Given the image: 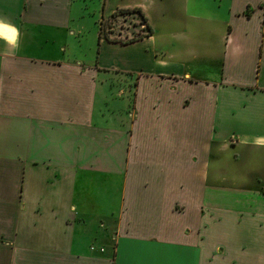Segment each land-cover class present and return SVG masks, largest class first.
I'll return each instance as SVG.
<instances>
[{
  "label": "crops",
  "instance_id": "0c3cea01",
  "mask_svg": "<svg viewBox=\"0 0 264 264\" xmlns=\"http://www.w3.org/2000/svg\"><path fill=\"white\" fill-rule=\"evenodd\" d=\"M76 1L0 0V264H264V0Z\"/></svg>",
  "mask_w": 264,
  "mask_h": 264
},
{
  "label": "rangeland",
  "instance_id": "374dc122",
  "mask_svg": "<svg viewBox=\"0 0 264 264\" xmlns=\"http://www.w3.org/2000/svg\"><path fill=\"white\" fill-rule=\"evenodd\" d=\"M77 0L75 2L76 6L75 7H80L82 5V7H89L91 9L98 7L99 9H101V5H100V1L99 0ZM127 0H113V3L116 2L115 4V8L118 9L116 11H114L113 14L111 15H104L102 17V20L99 21V26H100V33L102 34V36L108 40L111 41H130L133 39H137V38H141L144 35H146L148 32L146 31V21L144 16H142L140 10H127L124 8L123 4L126 2ZM203 6H206L208 8V12L213 10V0H200ZM146 2V1H145ZM152 4L153 1H150ZM81 3V5H79ZM145 5L147 6V4L145 3ZM134 8V7H133ZM146 8V7H144ZM86 13H90L89 10H85ZM134 12V13H131ZM140 12V13H139ZM178 12L180 14H178ZM182 14H184L181 10V7L179 6L176 10V12H174L172 14V18H178L179 20H181L183 22V19H180L179 16L181 15V17H183L184 19L186 18L185 16H183ZM212 14H216L215 12H212ZM153 16V15H150ZM154 17V16H153ZM76 20H79L78 17H75ZM100 17H95V16H84L81 18L82 22L85 24H89L88 28L86 30V35L89 37L88 40V46L93 45V41L92 38L94 37V32L92 33L91 29L95 22L99 20ZM77 25H79V22ZM185 23V21L183 22V24ZM91 25V26H90ZM86 26V25H85ZM94 31H96V28H93ZM181 33H176L177 37H179ZM194 34V33H193ZM211 37H210V42H214L216 41H220L221 37L223 36V40H225L226 37V28L224 26L220 27V31H216L215 33H211ZM186 35L190 38L191 36V32H186ZM194 39H196V36L194 34L193 36ZM214 40V41H213ZM224 43V41H223ZM223 43L221 44L220 42H218V45H220L219 50H222L223 47ZM93 53L92 51L89 52V56H91ZM230 156V160H231V155ZM242 166V165H241ZM240 166V167H241ZM257 164L255 163L254 165H252L251 168L256 167Z\"/></svg>",
  "mask_w": 264,
  "mask_h": 264
},
{
  "label": "clouds",
  "instance_id": "9594fccd",
  "mask_svg": "<svg viewBox=\"0 0 264 264\" xmlns=\"http://www.w3.org/2000/svg\"><path fill=\"white\" fill-rule=\"evenodd\" d=\"M20 33L18 28L5 18H0V40L5 41L8 45L17 46ZM262 143L264 141H257Z\"/></svg>",
  "mask_w": 264,
  "mask_h": 264
},
{
  "label": "trees",
  "instance_id": "16d2710c",
  "mask_svg": "<svg viewBox=\"0 0 264 264\" xmlns=\"http://www.w3.org/2000/svg\"><path fill=\"white\" fill-rule=\"evenodd\" d=\"M139 10H140V9H138V11H139ZM246 13H247V15H248V13H249V10H248V9L246 10Z\"/></svg>",
  "mask_w": 264,
  "mask_h": 264
}]
</instances>
